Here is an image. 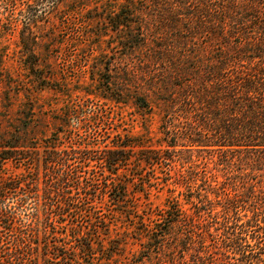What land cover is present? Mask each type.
<instances>
[{
	"label": "rangeland",
	"instance_id": "374dc122",
	"mask_svg": "<svg viewBox=\"0 0 264 264\" xmlns=\"http://www.w3.org/2000/svg\"><path fill=\"white\" fill-rule=\"evenodd\" d=\"M150 1L0 0V134L29 123L28 137L37 142L9 157L1 169L5 177L20 181L0 201L2 210L13 212L12 230L0 236L10 249L15 236L24 238L13 256L21 264H264L263 152L183 146L182 139L169 146L163 101L151 99L148 109L130 94L116 101L108 90L90 93L91 83L115 79V72L136 58L128 57L130 49L113 35L111 18L121 8L133 3L139 11L134 20H150L163 30L165 23L158 20L174 16L172 9L179 6V0ZM136 54L141 56L139 50ZM125 77L120 73L130 83ZM138 77L143 88L149 86L147 73ZM77 101L87 109L71 115L65 138L52 135L64 141L56 149L70 144L65 140L74 147L88 140L93 150L86 162L77 152L70 155L80 184L56 194L53 185L44 183L45 174H55L45 167L49 153L44 150L54 139L44 142L40 132L49 136L51 115ZM89 108L100 109L95 122L88 119ZM30 111L35 115L27 118ZM79 120L85 123L80 126ZM115 134L129 135L140 145L116 175L95 158L103 156L100 148L111 146ZM147 146L176 151L171 161L138 167L135 156ZM93 169L97 179L86 182ZM174 203L199 215L203 237L193 248L186 249L179 229L165 222Z\"/></svg>",
	"mask_w": 264,
	"mask_h": 264
},
{
	"label": "trees",
	"instance_id": "16d2710c",
	"mask_svg": "<svg viewBox=\"0 0 264 264\" xmlns=\"http://www.w3.org/2000/svg\"><path fill=\"white\" fill-rule=\"evenodd\" d=\"M154 1L149 4L152 5ZM134 10L136 6L133 3L125 5L111 18V25L118 44L123 49H130L128 57L132 54L136 58L125 62L120 71L115 72V79L99 78L91 83L90 93L98 91L105 95L108 90L110 93H107L116 101L130 94L138 106L148 109H151V99L163 101L169 146L177 145L178 139H182L186 141L181 144L183 146L264 153V0H179V6L172 9L176 11L174 16H161L163 20H158L165 23L163 30L151 24L150 20H134L133 17L139 12ZM150 19L153 20L152 17ZM137 25L140 27H135ZM138 50L140 57L136 54ZM112 63L115 66L116 62ZM120 73L130 83L121 80ZM146 73L150 77L149 86L143 88L137 78ZM83 104L80 101L65 104L56 112L58 114H52L48 120V125L51 124L50 135L40 132V140L47 142L54 139L44 145V150L49 153L45 167L55 174L51 178L45 174L44 183L53 185L56 194L59 190L65 191L72 183L77 187L80 184L78 175L68 163L72 157L70 155L79 153L78 157L83 162L91 158L89 153L93 149L88 145L92 142L79 140L74 142V147L71 141L65 140L70 144L58 150L56 145L64 141L52 136L65 138L71 131V115H80L87 109ZM99 111L89 108V121L95 122L99 118ZM31 114L35 115L30 111L26 117L29 118ZM78 123L81 126L85 122L79 120ZM48 125L41 127L44 129ZM18 126L20 128L14 129V132L12 129L0 134V201L20 184V181L1 174L3 164L9 157L21 153L23 148L37 146V142L32 140L35 136L28 137L30 124ZM91 131L93 135L97 132L94 127ZM98 135L104 136L105 133ZM133 139L126 134L123 137L115 134L111 138V146L100 148L103 156L95 157L99 165L116 175L117 168L135 154L133 147L138 144ZM173 151L176 150L162 151L147 146L139 149L135 163L139 167L142 162L171 161ZM261 157L264 158V155ZM95 171L93 169L92 176L85 178L86 182L91 183L93 177L97 179ZM122 191L125 192V187ZM171 209L164 216L165 222L168 227L175 225L179 229L186 249L193 248L196 239L203 237V233L198 232L199 215L183 212L177 203ZM12 213L10 208H0V233L12 230ZM1 241L0 236V264H21L13 256L19 251V242L24 238L15 236L12 249L4 247Z\"/></svg>",
	"mask_w": 264,
	"mask_h": 264
}]
</instances>
